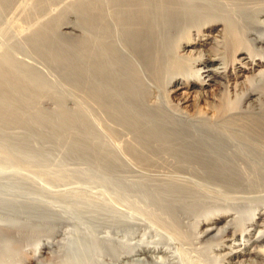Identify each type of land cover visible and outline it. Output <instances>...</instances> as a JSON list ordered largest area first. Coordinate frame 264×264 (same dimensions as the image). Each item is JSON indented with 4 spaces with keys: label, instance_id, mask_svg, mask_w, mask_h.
<instances>
[{
    "label": "bare ground",
    "instance_id": "1",
    "mask_svg": "<svg viewBox=\"0 0 264 264\" xmlns=\"http://www.w3.org/2000/svg\"><path fill=\"white\" fill-rule=\"evenodd\" d=\"M50 1L0 0V16L12 10L0 27V123L34 114L51 84L13 49L69 80L77 101L57 97L55 124L77 127L91 174L78 173L110 176L135 201V222L111 220L131 241L99 239L109 264H179L173 238L207 264H264V0H63L38 17ZM25 17L32 24L10 34ZM3 185L0 264H89L64 241V213L7 198ZM152 224L165 236L139 232Z\"/></svg>",
    "mask_w": 264,
    "mask_h": 264
},
{
    "label": "rangeland",
    "instance_id": "2",
    "mask_svg": "<svg viewBox=\"0 0 264 264\" xmlns=\"http://www.w3.org/2000/svg\"><path fill=\"white\" fill-rule=\"evenodd\" d=\"M56 1H50L48 7L44 8L40 14L37 12L36 15L45 17V13H48L50 9H52V13L55 12V8L57 9L63 4V0ZM10 12L12 13V10L0 16V27H4L7 23L6 20L11 18L12 14ZM20 13L22 15L23 12L19 8L16 10L15 16L18 17ZM1 21L4 22L2 23ZM17 22L12 27L10 34L13 32L16 34L22 28L25 29L32 24V20L28 17L19 19ZM5 38L6 35L0 33V40L4 41ZM13 53L20 58L34 62L40 69L43 68L42 71L51 84L47 85L48 88L46 90H43V99L40 96L38 98L35 97L34 101L32 100L34 105L32 104L31 108L34 114L30 115V111L25 110L23 111L25 116L21 122L17 120L18 122L0 123V151L8 154V157L0 158V184L2 183L3 185L4 183L2 189L8 193L5 197H17L18 199L24 197L39 200L61 211L67 219L64 241L75 240L80 244L78 252H80L79 254L83 259L89 260V264H109L107 259L109 256L103 251L104 244L101 243L107 240L108 243L113 244L124 240L127 245L131 241L129 239L130 234L114 232L111 220L114 214L119 211L118 213L121 214V217H125V220L135 222L127 216L128 211L137 213L132 208V203H135V201L129 195L125 193L123 195L120 187L116 186L113 180L111 181L110 176L103 174L102 176H95V178L89 176L81 177L78 172L84 170L88 174L89 170L88 166L83 164L76 154L77 127L74 122L55 124L57 121H61L57 117L58 113H56L57 109H59L57 97L63 96L76 102L77 96L74 89L69 85L68 79H64L46 62L42 59L39 60L36 55L31 56L27 52H24V54L23 51L17 49H13ZM48 106L50 109L47 108ZM63 107H74V104L64 103ZM59 116L63 117V114L59 113ZM132 178L134 179L132 176L128 177V179ZM22 184L30 186L29 190H27L28 193L22 189ZM78 186L79 188H77ZM67 187L69 189L73 188L71 190L74 191L68 198L57 199L49 194V191L53 192ZM152 226L154 228L151 230L143 229V231L139 230V232H143L144 236L154 237L153 239L165 236L163 230H159L153 224ZM132 228L138 229L136 225L132 226ZM93 239L95 240V243L93 242L94 245L92 244ZM99 239H102V242ZM177 240L173 238L174 243L171 246V250L174 253L176 252L174 260L177 263L207 264L205 259L199 253L193 251L190 245ZM82 246L83 249L81 248Z\"/></svg>",
    "mask_w": 264,
    "mask_h": 264
}]
</instances>
